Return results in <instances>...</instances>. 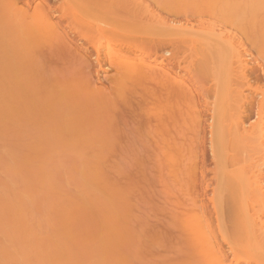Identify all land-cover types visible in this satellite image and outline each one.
Masks as SVG:
<instances>
[{"label": "rangeland", "instance_id": "obj_1", "mask_svg": "<svg viewBox=\"0 0 264 264\" xmlns=\"http://www.w3.org/2000/svg\"><path fill=\"white\" fill-rule=\"evenodd\" d=\"M5 1L9 2V3H6ZM14 1L16 4H14ZM14 1H13V5L14 6L16 5L17 8L16 7L13 8V5L11 4V2L9 0H4V1H2V3L0 2V16H2V15L5 16V17L2 16L3 19H2V17H0L1 18L0 19V59H1V62H2V60H4V62H2L3 64L6 62V59H7V61L10 60V62H15V64L13 63V65H14L13 68L16 71H21L20 74L22 75V77L19 76V78H18V76H16L15 70H10V69H12V63H10V65H8V69H4V68H7V65H6V67H4L5 65H2L3 69L6 70V74L3 72V70H2V72L0 70V75H4V76H2L3 78H0V80L1 79L6 80L8 78L10 79L11 76L9 77L7 75H9L11 72L12 73L14 72L15 75L13 74L12 77H14V76L16 77V79L19 81V82L17 81L19 83V86L17 85V82L15 83V81H16L15 77L12 78V81H13L12 85L13 84L16 85L19 88V91H22V89H23L22 93L20 92L21 95L19 94L20 97H18L19 95L16 91L17 88H16V86L13 85V87L15 88L14 90L16 91V95L15 94L13 95L12 91L10 92V90H12L13 87H11V89H10L9 86L11 84L10 85L8 84L11 82V80L10 81H9V79L6 80V81H8V83H7V85L5 84V86L6 87L8 86V89H9V91H7V94H8V92H10L9 94H12L10 96H13V97H11L12 99H10V96L8 94L9 97L7 96V98H6L5 96L7 94L4 95L6 93L5 92L6 87L3 85L4 84L3 81L0 82V264H184L183 262H185L186 260L189 259L187 257L190 256V254L192 253L191 251L194 252V250L191 249V251H190V249H188V248H193V246L191 247V245H190V242L192 239L190 237H188V234H186V233H188V231H185V229H182L181 225H179V224H182L181 218H183V214L180 212L181 211L184 212V210H182V209H184L188 205L190 206L191 200L193 201V199L195 198L194 196L192 198V196H191L192 191L190 192V190H192L191 188H192L193 184L192 183H190V184L186 183V185H185V183H184V181L187 180L186 175L189 173L191 174V172L187 173V171H189V169H188L189 168L188 166L190 164L188 161L189 159L187 158V156H186V158L184 157V159L182 160V166L180 164L181 167L179 166L176 169L168 171V169H167L168 167L166 165V160H164L165 156H163L164 153H162L160 150H157L154 153L152 152L153 154L151 153V151H148L149 152V153L147 152L148 154L146 152H144L147 150L144 149L145 146H143L144 140L142 139V135H141V137L139 135V134L143 133V129H138V127L136 125V124H139L142 122V120H141L142 118L140 119V117H139L140 122H138L139 120H136V119H138V117L136 119H134L135 116H133L130 113L131 110H135V109L139 108L140 107L139 105L141 104V102L137 101L136 98H135V100L137 101V103L134 100V98H132V99L130 98V100H133V101H130L128 98H126L128 100V102L130 101L131 103H128L126 99H122V100L120 99L122 101L120 104V102H119L120 100L118 101V98L119 97L123 98V96L126 95L127 92L123 91L124 95L121 93L122 90H121V92L118 93L119 89L117 88L116 85H114L115 84L114 81L117 78L116 71H111V72H106V71L104 72L103 71V73H102V71L99 70L100 71V72H98V75H100L99 77L96 75L97 71H95L93 73V75H92L93 79L91 78L92 80L90 82L88 81V86L90 83V85L92 86L91 88L95 89V90H93V89H90V90L91 91L93 90L92 92L98 91V92H100V94L95 92L97 97L94 96L95 94H93L90 97L88 96V98L90 100H92L93 102H95L97 100L95 102V104L92 103V101H91V107L89 106L90 104L88 105V102L90 100L87 97H85L87 99V101H86L87 105L85 106L86 108L82 107L83 103L81 101H83V99L82 100H81V98L79 99L80 95H81V97L83 96L82 95L83 90L81 89V88H83V87H81L83 82H82L81 86L78 85L79 88L81 87L80 90H79L78 86H77V88L71 89V92L73 91V89L78 90V92L74 90L77 93V95H76V93H74V97L76 98V96H77V98H76V100H74L76 102H74V104L71 107L69 105H71L73 102L70 103L69 105H67L66 106L67 108L64 105H63V107H62V105H60L58 107L56 105L54 106V103L50 100V98L48 99L47 96L48 97L51 96L53 90L55 89L54 87H56V84L60 81L59 78H61V76H59L58 79H56V78L52 79L53 77H51V75H50V77H51L50 78L49 74H50V72H52L50 70V68L46 69V72H45V69H44V71L41 70L40 72H38L39 75L37 72H35L32 75L30 74L32 77L29 76L30 79H35L37 77L38 81H40L39 80L40 78L45 77V78H43L45 81V84H44L45 86L42 88V90H43L42 92H37V90H36L37 87L35 86V84L33 83L32 80H31L33 83V84L31 83L33 85V86H31L32 89L31 88L29 89L28 87H26V86H29L28 82H27L28 85H26L27 83H25L27 80L26 78H28V76H27L28 74L23 73V70H26V68L30 66V64L32 63V60L36 59L35 57H37V56H38V58L40 57L39 53L30 51V50L29 51L26 50V49H31V48H29L30 45L34 46L33 44H31V41L28 37L30 34L27 33V30H29L30 28L27 27L28 29H26V26L30 27V24L32 22H27V21H29V19L31 21V19L33 18L31 16H34L33 14H35L36 13L35 11L38 10V8H39L38 3L40 2V0H36L33 3V5H31L32 7L31 6L29 7L26 4V0H18V1L14 0ZM142 2H143L142 5H144V7L149 5V7H154V8L161 6V8L167 7L166 9H169V8L170 9L171 8L172 9L178 8L180 10L181 9L182 10L194 9L195 12H197V14H198V16H196L195 20L196 21L198 20L200 22V24L203 22L202 23L203 25L201 24V26H203V28H205V26H206V29L204 31H207L208 30L207 28H209V27H210V29H213V28L216 29V27H218L216 30L228 29L225 32L226 37L225 36L222 37L224 39V40L223 39L222 40L223 41H226V40L232 41L239 47V51L241 52V55L244 56L243 60L245 61L244 62L245 65H244V63H243V65L245 67L248 66V68H246L247 70L245 69V73L248 75L249 81L248 80L247 81L242 80L243 82H241V80L238 79V76L237 77L236 76L230 77L229 75H226L225 73H223L222 70L217 65L216 54H213L211 57L213 59L212 63L210 60L206 63V61H204L203 59H201V58L197 59L196 58L194 60L195 62L193 61L195 63L194 65H196V67H198L199 69H206L207 71L212 73V76L209 77L210 79H208V82L207 81L205 82V84L207 83L206 84L207 86L204 84L206 87L209 86V89H210V85H212V86L214 85V87H215L216 83L215 84H212V83H214V81H215L214 77L216 75L218 77V80H219V82L216 85V87L218 86V89L221 88L224 91H226V89H229L232 92L235 91L234 94L231 93V97L235 98L233 95H236V94L239 95L236 90L238 88H241V91H242L241 93H243V96H246L245 98H243L244 100L242 99L243 96L242 97L237 96L238 97L237 99L241 98L242 102H240V100L233 102V101H230L231 99H229V98H228V100H223L221 97H217L216 101L211 99L210 102L213 103L215 101L214 104L211 103L212 107H213V105L215 106V107H213L214 109H218V108L224 109L225 107H228L231 105L233 107H237V106L242 104L241 105L243 107L242 110L245 109L247 113H250V108L251 109L255 108L258 101H260L262 99L261 94L259 92H256L257 90L255 91V89H258V88L264 89V80H263L264 79V0H141V3ZM4 4H5V6L9 5V8L11 6V9H7L8 7L7 8L5 7V9L2 8V5H4ZM71 6H73V5H71ZM27 8H28V10H27ZM72 8L74 9V13H76L77 11L75 10L76 9L75 6ZM24 9H25V11H23ZM5 10H7L8 13H6ZM11 10L12 11L14 10L15 12L18 11V12L16 14H12ZM19 10H21V12L23 11L22 13L25 12L24 13L25 15L27 13V16H25V18H27L28 20L24 19L26 23L22 19L23 16L21 15V12ZM26 10H27V12H26ZM194 10H192V11H194ZM14 11H13V13H15ZM69 11L68 12L70 14L73 13L71 8L69 9ZM9 12H11L12 17H8L10 14ZM68 12H67V15L69 17L72 16ZM199 12L202 14V15L200 14V17H199ZM5 13L7 14V17H6ZM74 13H73V15H74ZM17 14L18 15L20 14V16H19L21 18L20 20L18 19ZM14 16L16 17V19L19 20V21L17 20L18 23L20 22L19 24L16 23ZM6 18H8L7 19L8 21L10 19L12 22H15L16 24H14V23L10 24L11 21H9L10 22L9 23L6 20ZM11 18H13V19H11ZM182 19H184V18L182 17ZM5 20H6V22H4ZM58 20L59 19H55V21H58ZM22 22H24L25 24ZM7 23L10 25V26L8 25L9 28H8V26L4 27L5 24L7 25ZM61 24H64V23L62 22ZM198 24H197V27L200 26V24L199 25ZM17 25H19V26H21V28L22 27L23 28L21 29L20 27H18L20 29L19 30L17 28ZM11 26H13L14 28L16 27V28L14 29ZM10 27L13 30H16L15 33L11 30ZM220 27H222V28H220ZM223 27H225V28L223 29ZM5 28H7V29H5ZM201 29H202V27H201ZM201 29H199V30H201ZM21 30L23 33H21ZM227 31H228V33H227ZM12 32H13V34L17 33V35H19V33H21L22 36L20 34V37H23L25 40L24 39L22 40V38H20L19 36L12 35ZM29 33H30V30H29ZM7 34L11 38H14V37L15 38L11 39L8 36H6ZM23 34H25L27 36L26 38L29 39L27 41H29L30 43L26 42V38L23 36ZM4 37L9 39V41L6 40V38H4ZM194 38L197 41H200V40L204 41V38L202 36L200 37L199 35L194 36ZM198 38L200 40H198ZM18 39H20V42L18 41ZM222 40H220L221 42L220 41L216 42V45L222 44L223 43ZM13 41H14V43H13ZM15 42L20 43V49H19V47H16L17 45ZM5 43H9V47L11 49L10 48L7 49ZM21 43H23V44H21ZM81 43H83V42L79 41V43L73 47L80 48L81 45H79V44H81ZM24 44L26 46H29V47L28 48L26 47L23 49V47H21V46ZM241 44H242V46H241ZM243 44H244V46H243ZM11 45L13 47H11ZM77 45H79V46H77ZM16 49H17V52H16ZM2 50L6 53H4ZM8 50H9V52H8L9 54L7 53ZM13 51L16 53H13ZM20 51L22 54L20 53ZM25 51H26V54H25ZM35 53H37V54H35ZM13 55H17L18 57L21 55L19 58L17 57L19 60L24 59V57L26 59L22 60V62H21L16 57H13L14 58L13 59L11 57ZM3 56L6 57V59H4ZM11 58L13 59V61ZM30 58H31V61L27 62L28 59L30 60ZM77 58L80 59L78 56H77ZM16 61H18V62H16ZM6 64H7V62H6ZM17 64H19L21 66L18 65L16 67ZM2 67H0V69ZM18 67H22V68H18ZM16 68H18V69H16ZM41 73L43 75H44V73L45 74L47 73L48 75L46 74V76L45 75L43 76ZM68 73H67V71H63L61 73V75L63 74L62 76L64 77V74H65V77H66V76H68ZM34 74H36L37 76L35 75V77H34ZM24 75H26L27 77L26 76L24 77ZM94 75H96V76L94 77ZM5 76H6V78L4 79ZM65 77H64V79H65ZM13 79H15V80H13ZM19 79H21V80H19ZM43 79H41V81H43ZM258 79H261V80H258ZM22 80H23V82H22ZM48 80L50 82L55 80V83L53 82V84H52V82H51L50 84H48L49 83ZM216 80H217V78H216ZM27 81H30L29 78ZM47 81H48V83H47ZM62 81H63V78H61V81H60V83H58V85H60L62 83ZM101 81H103V82H101ZM111 81H112V83H110ZM20 83L21 84L25 83V84H24V86H21ZM1 84L3 87L1 86ZM51 84L53 87L51 86ZM54 84H55V86H54ZM188 84L191 85V87H192V85L193 86L195 85V83L193 84V82L188 83ZM114 86H116V87H114ZM33 87L34 88L36 87V88L34 89ZM20 88H22V89H20ZM27 88L29 89V91L31 93L28 92ZM45 88H47V89H45ZM215 88H213V89H215ZM33 89L36 91H34ZM24 90H26V91H24ZM46 90H47V93H46ZM50 91H52V92L50 93ZM79 91H81V92H79ZM35 92H37L38 95ZM105 92H106V94H105ZM113 92H114V94H113ZM23 93H25L27 95H29V94L32 95L35 93L37 95V97L36 96L31 97L30 95H29L30 96L29 97V96L24 95ZM39 93H40V95L42 94L43 98H45V97L46 98L43 99L42 96L39 95ZM44 94L46 96H44ZM23 95H24V97L21 98V96H23ZM109 95H112L111 99H110V97L108 98ZM116 95H120V96L118 97ZM14 97H17V99ZM40 97H41L40 100H42V101H40V103H35V102H38L37 99ZM91 97H93V99H91ZM2 98L5 100L6 99L8 100V98H9L10 100H8V101H10V102L15 100L13 102L14 104H11V103L8 104L9 108L12 106L9 110L11 111L13 109L12 110L13 112L12 111L9 112V110L7 112V109L5 106L8 107V105H3L4 100L2 101ZM28 98H30V100H28ZM34 98L36 101L33 100ZM101 98L103 100L101 102H99ZM106 98H107V100H106ZM213 98L215 99L214 96H213ZM22 99L26 104L25 107H24V105H22V103H23ZM123 100L125 101V103H127L126 105H128L129 107L125 105ZM28 101H29L28 104L31 105V108H30V106L27 105ZM30 101L34 102V105H32L33 103H31ZM112 101H114V102L116 101V103L112 104L113 103ZM15 102H17V103H15ZM20 102H21V104H20ZM41 102H44V104L46 102L45 105L48 108H46L45 105H43V103L41 104ZM77 102H78V104H77ZM102 102H103V105H102ZM105 102H107L108 103L107 106H110L111 108H109V107L107 108V106H106L107 103L104 104ZM117 102H119L118 106H120V105H122V106H120V107L116 106L118 104ZM7 103L5 102V104H7ZM38 104H40V105H38ZM76 104H77V106H75ZM17 105H19L20 107H18ZM114 105L118 108H116V107L114 108ZM123 105H124V107H123ZM32 106H36V107H32ZM51 106H53L54 109H52ZM88 106L90 108L89 110H88ZM98 106H100V108ZM104 106L108 110H106L104 108ZM125 106L128 110L126 109L124 111V109H121V107L125 108ZM43 107H44V109H43ZM133 107H134V109H132ZM212 107H210V108H212ZM21 108H22V110H21ZM51 109L53 110V113H52ZM56 109H57V111L59 109L60 111H63V112L66 111V112L65 113L62 112L64 114L63 115L59 111L61 114V116H59L60 114L55 111ZM110 109L111 110L113 109L112 112ZM45 110L46 111L48 110V112H46ZM95 110H96V113L99 112L97 115L95 113ZM101 110H102L103 116L101 114ZM77 111H79V112H77ZM87 111H90L91 114L92 113L93 114L91 115L90 112L87 113ZM115 111H117V112H115ZM6 112H7V114H9L8 116H10L12 118V120L9 121L11 118H9L7 116V118H9V119H6V123H5V117L7 115ZM39 112H41V113H39ZM236 112H237V110H236ZM236 112L232 111L231 113L233 114ZM33 113H35V114H33ZM47 113H49V114H47ZM69 113H70V115L67 116ZM126 113L129 116H126ZM262 113L264 114V111ZM12 114L15 115L14 118H13ZM55 114H56L55 117H58V116L61 117V119L63 120L62 121L63 124H62L60 118H57L58 121H56V119H53L54 118L53 116ZM99 114H100V116H99ZM123 114L126 116V118L124 117ZM43 115H44V117H43ZM117 115H119V118ZM130 115H132V116H130ZM202 115L204 116V114L201 113L200 117H202ZM38 116H40V117H38ZM63 116H65V117H63ZM96 116L98 117V119L99 118L100 119L98 120L96 118ZM106 116H109V117H106ZM240 116H242V119H244V121H245V125H246L245 127L249 126L250 124H253L252 122H254V120L256 118L255 115H250L249 117H247L246 113H243ZM70 117H71V119H70ZM102 117H103V120H102ZM129 117H132L131 118L132 122H130L131 119H129ZM210 117H211L210 113L209 114L207 113V116L205 113V118H206V119L204 118V120L206 122L205 123V131L202 134H200V137H203V136L205 137L206 142H207L206 143L207 146L209 145L208 143H209V138H210V133H209L210 132V123L209 122H211ZM81 118H82V120H81ZM105 118H106V120H105ZM121 118H122V120H121ZM86 119H87V124H88V121L89 122L91 121L89 126L86 124ZM112 119H114L116 122H114ZM127 119L129 121H127V123H125ZM208 120H209V122H208ZM7 121H9V122H7ZM51 121H53L54 123ZM70 121H71V123H69V124H71V126L73 125L72 127L74 130L67 123ZM74 121L79 126L77 125V127H76V124L74 123ZM99 121H100V124H98ZM103 121H105V122H103ZM110 121H111V123H110ZM117 121L119 123H120V121H124V122H121V124H118ZM35 122H37L36 123L37 125H35V128H34V125L32 126V124H34ZM40 122H41V124L42 123L44 124V125L42 124L43 126L41 125L42 127L40 126V124H38ZM57 122L59 123V125ZM80 122H81V124H80ZM94 122H97V123L95 124ZM113 122H114V124H113ZM105 123H106V125H105ZM115 123H117L118 125ZM131 123L132 124L134 123L136 127L133 126L134 124L131 125ZM45 124H46L47 128H50L49 130H47V129L45 130V127H46ZM50 124H51V126H50ZM107 124L109 126L116 125L119 129L114 127L116 129V130H114L113 127H109V126L107 128L106 127ZM111 124H113V125H111ZM125 124H126V126H125ZM63 125H65V126H63ZM119 126L122 128H120ZM65 127H67V128L70 127L71 129L69 128L66 131ZM96 127L97 128L100 127V128H98L100 131L97 130ZM101 127H103V128H101ZM132 127L138 129V130H136V133H137V131L140 130L137 134L139 137L138 138L139 143H137V141H136L137 139H135V138H137L136 134L133 135V136H136L135 138L133 136H130V133L131 134L135 133V132H133L134 128L132 129ZM57 128H58V130H57ZM60 128H62V129H60ZM123 128L125 129V133L123 131ZM82 129H83V131H82ZM85 129L86 130L87 129L92 130V131L85 132L84 131ZM95 129H96V131H93ZM103 129H106V130L110 129V132L112 135H109L110 134L109 130H107L108 132L106 133V130H103ZM120 129L122 130V133H121ZM126 129H128V130H126ZM131 129H132V132H130ZM41 130H43V131H41ZM52 130H53V132H51ZM55 130H57L59 133H57ZM63 130H64V132L66 131L65 135H63L64 134ZM68 130H70V131H68ZM112 130H114V131H112ZM117 130L120 131L119 132L120 136H119V133ZM126 131H129V132H127L128 138L126 136L127 135ZM17 132L20 134H18ZM43 132H46V133L44 134ZM50 132L54 136L50 135L51 134ZM73 133L74 134L77 133V134H75L76 136ZM83 133L85 134L84 137H83ZM104 134H107V136L108 135L109 136L105 137ZM115 134H117V135H115ZM101 135H103V136H101ZM113 135H115L116 137ZM117 136L121 137V138H119V140H118ZM124 136H126L125 139H124ZM109 137L110 138L112 137V138L108 139ZM130 137H133V138H131V140H130ZM100 139H102V140L100 141ZM111 140H113L115 142H113V141L109 142ZM132 140L134 143L132 142ZM142 140H143V142L141 145L140 142ZM156 140H157V142L155 143ZM156 140L153 141V143H155V145H160V144L162 145L163 144L162 138H158ZM116 141L118 142V144H120L122 142L121 145L125 142L122 146L123 147L126 145L127 146L125 148H123L121 145L117 147V146H115L117 144ZM107 142H109V143H107ZM110 143L113 144V146ZM128 143H129V146H128ZM130 143L133 145L131 146ZM135 143H137L136 145L140 149H137L136 145H134ZM153 143H152V146H153ZM106 144H107V146H106ZM138 144L141 146H139ZM146 145H147V143H146ZM155 145H154V147H157ZM133 146L136 147V151L134 150V148H133V150L131 149ZM198 146L199 145L197 144L196 147L198 148ZM114 147H116V149H114ZM126 148H129V149L127 150ZM141 148H143V149H141ZM122 149H124V150H122ZM121 150L124 152H122ZM129 150H130V152H129ZM139 150H142L143 152L139 151ZM132 151H133V153H135L134 156H136V154H137V156L139 157V155L141 154L139 157L141 160H139V158H136L137 156L134 157L132 154H130V153H132ZM191 151H193L192 155H193V153L195 155L198 153V149L197 150H191ZM191 151H190V153H191ZM139 152H140V154H139ZM187 152L189 153V151H187ZM143 153H146L144 155L148 157V160L146 157H143L144 156ZM150 153H151V155H150ZM157 153H158V155H157ZM129 155L132 158H130ZM141 157H143L144 159ZM145 158L147 160L146 162L144 161ZM133 159L135 162L133 161ZM150 159H152V160H150ZM154 159H156V160H154ZM211 159H213V158L209 153L208 160H209L210 164L208 163L207 167H206V170L208 169L206 171V175H207L206 176V182L208 184L206 183V185H209V186L213 185L215 188L217 186L216 182H218V181L216 180L214 175H216L215 172L219 170V167H217L218 165L215 166L216 163H212ZM142 160H143V163L141 162ZM139 161L141 163H139ZM151 161H153V162H151ZM164 161H165V164H164ZM136 162L139 163L138 164L139 166L135 165V164H137ZM144 162L146 163V165ZM133 163H134V165H133ZM186 163H187V165H186ZM143 164H144V166H143ZM216 167L218 169H216ZM214 169H216V170L214 171ZM183 171H184V173H183ZM171 174L172 175L175 174V176L178 175L177 176L178 178L175 177L177 180L174 178V175L172 176L173 177L172 178ZM181 174H182V176H184L183 174H185V177H182ZM190 174H189V176H190ZM118 176H121V177H118ZM207 177H208V179H207ZM212 177H214V178H212ZM118 178H120V179H118ZM173 180H174V182H171ZM179 180H181V181H179ZM210 180L213 181L214 183L211 182ZM262 180H263L262 182H264V179H262ZM169 181H170V184H169ZM181 184L182 185L184 184L183 188H182ZM178 185H180V187H181V192L179 191L180 187ZM213 186H211V189H209L207 191L208 192L207 193V195H208L207 201L209 198L212 197V196L210 197L209 195L213 194V192H212V189H214ZM171 187H173V188H171ZM165 189H167V190H165ZM169 191H172V193ZM182 193H183V195H182ZM184 193L186 196L184 195ZM178 196L180 198H178ZM188 196L190 198H187ZM167 198H168V201L167 200L165 201V199H167ZM183 198H184V200L182 201L181 199H183ZM176 199L178 201H176ZM189 200H190V202H189ZM164 201L166 203H164ZM169 201H170V204H168ZM172 202L175 203L176 208L174 207V203H172ZM171 203H172V205H171ZM163 204L164 205L167 204V208H171L173 206L170 209V210H172V212L170 210L166 209V205L164 207ZM208 204L210 205L209 201H208ZM161 205H162V208L164 207L165 209L163 208L164 209L163 211H162V209H160L161 211L157 210V209L161 208L160 207ZM168 205H170V206H168ZM177 206H179V208ZM150 209H152V210H150ZM176 210L177 211L179 210V211L177 212ZM168 211H170L173 214H175V212H176L179 215L175 214L174 215L175 218H174L173 214H172V217H171V214H166V213H169ZM164 212L166 215L164 214ZM158 214H160V215H158ZM180 214H182V215H180ZM168 216H170L171 219L168 218ZM177 216H179L180 219ZM165 217H166V219H165ZM172 218H173V220H172ZM177 218L179 221L180 220L181 221L178 222ZM213 219L214 218H212V220ZM167 222L169 223V225ZM214 223H215V221H214ZM158 224L159 225L162 224V225H160L161 228L163 227V225H164V228L165 227H168V228H165V230H164V228L159 229L158 227H160V226ZM148 226H150V227H148ZM169 226H171V227H169ZM172 227H176L179 230L176 228H172ZM169 228L172 231H170ZM154 229H156L157 232ZM149 230H150V232H149ZM160 230H162L164 232L161 233L162 231H160ZM180 230L181 231L184 230L182 232H185V235H186L185 238H182L185 235L181 236L182 239L180 238V233L184 234V233L180 232ZM159 232H160V235H159ZM165 233H167L169 236ZM189 233H190V231H189ZM177 234H179L178 238H180V239L177 238ZM164 235H166V236H164ZM155 238H157V239H155ZM160 238H161L162 242L160 241ZM162 238L165 240H163ZM176 238L178 240H175ZM183 239H185V242ZM188 239H190V240H188ZM186 240H188V241H186ZM154 241H158V242H154ZM182 241L184 243H182ZM178 242H179V244H178ZM187 242H188V248L185 246V245H187V244H185ZM152 243L153 244L155 243L154 245H156V244L157 245L154 246ZM191 243L193 244V242H191ZM172 245H175V247ZM182 245H183V247H182ZM157 246H159V247H157ZM172 247H173V250H172ZM224 247L227 248L226 245H224ZM184 248L187 250L188 253L190 252L188 254V256L185 253L186 250ZM194 253L196 254V252H194ZM194 253H192V254H194ZM192 254H191V256H192V258H194V256ZM184 255H186L185 258H184ZM196 256H197V254H196ZM197 257L199 258L200 256H197ZM198 258L189 259L188 262L192 263L191 260H193V263H194V261L196 260L195 263L198 264V262H200L202 264L203 263L202 261L204 259L200 258L198 260ZM181 259L183 260L182 262L180 261ZM206 262H207L206 264H209L208 261H206ZM185 264H187V261L185 262Z\"/></svg>", "mask_w": 264, "mask_h": 264}, {"label": "bare ground", "instance_id": "obj_2", "mask_svg": "<svg viewBox=\"0 0 264 264\" xmlns=\"http://www.w3.org/2000/svg\"><path fill=\"white\" fill-rule=\"evenodd\" d=\"M2 1H4V0H2ZM2 1L0 0L1 3H2ZM9 1L13 5L14 0H9ZM35 1L36 0H26V4L30 7L31 5H33V3ZM6 3H9V2H6ZM14 4H16L15 1H14ZM142 4H143V2L141 3V0H40V2L38 3V5H39L38 10L35 11L36 13L33 14L34 16L30 15L31 17H33L31 19V21H30V19H29V21H27V22H32L30 24V27L25 25L26 29L30 28L29 29L30 33H29V30H27V33L30 34L28 37L31 41V44H33L34 46L30 45V47H29V46H26L25 44L21 46V47H23V49L26 47L27 48L29 47L31 49H26V50L37 52L40 54L39 58H38V56L35 57L36 56L35 55L34 57L36 59H33L30 66L27 67L26 70H23V73L28 74L27 76L30 80V81H27L28 78H26L27 80L24 78L26 80V82L25 81L24 82L25 83L28 82L30 87L26 86V85H28V83L25 86L30 89L31 86H33L32 84L34 83L35 86L37 87V89H36L37 92H42L43 91L42 88L45 86L44 85L45 81L43 79L45 77L40 78L39 79L40 81H41V79H43V81L40 82L37 80L38 79L37 77L35 79H30L29 76H31L35 72L38 73L41 70L44 71V69L46 72V69L50 68V70L52 72H50L49 77L51 75V77H53L52 79H54V78L58 79L59 76H61V78H63L62 83L60 85H58V83H60V81H61V78H59L60 81L58 80L59 82L56 84V87H54L55 89L53 90V92L50 91V93L52 92L51 96L50 97L47 96V98L48 99L50 98V100L54 103V106L56 105L58 107V106L62 105V107H63V105H64L66 107L67 105H69L70 103L73 102L71 105H69L71 107L74 104V102H76V101H74L77 98V96H76L77 93L75 91L78 92V90H76V89H73V91L71 92V89L77 88L78 85L81 86V84L83 82V84L81 86L83 88L80 87L83 90V93H82L83 96L81 97V95H80L79 99L80 98H81V100L83 99V101H81L83 103L82 107H85L87 105V102H86L87 99L85 97L88 98V96L90 97L93 94H95L94 96L97 97L95 92L100 94V92H98V91L92 92L95 89L91 88L92 86L90 85V83H89L90 87L88 86V81L90 82L93 79L92 78L93 73L95 71H97L96 75L99 77L100 75H98V72H100V71H102V73H103V71L104 72L105 71L106 72L116 71L117 78L115 79V81L113 80L115 83V84L114 83L113 84L116 85L117 88L119 89L118 93L121 92V90H122V92H121L122 94L125 91L127 92V94L125 93L126 95L123 94L124 95L123 98L122 97L120 98L119 97L120 95H116L119 97V98L117 97L118 101L120 99L122 100V99H126V98H128L129 100H130V98L131 99L134 98V100H135V98H136L137 101L141 102V104L139 105L140 107L139 108L136 107L137 109L131 110L130 113L133 116H135L134 119H136L138 117V119H136V120H139V117H140V119L142 118L141 119L142 122L139 124H136V125H137L138 129H143V133L139 134V135H140V137L142 135V139L144 140L143 146H145L144 149L147 150L144 152L147 153L148 151H151V153L152 152L154 153L155 151L160 150L162 153H164L163 156H165L164 160H166V165L168 167L167 168L168 171L176 169L177 167L180 166V164L182 166V160L184 159V157L186 158V156H187V158L189 159L188 161L190 164L188 166L189 171H187V173L191 172V174L189 173L190 174V176H189V174H187L185 172L187 174L186 175L187 180L186 181L183 180V181H184L185 185H186V183H188V184L192 183L193 184V186L191 188L192 190H190V192L192 191V194H191L192 198H193V196L195 198L193 199V201L190 199L191 200L190 206L188 205L184 209H182V210H184V212H182V211L180 212L183 214V218H181L182 224H179V225H181L182 229H185V231H188V233H186V234H188V237H190L192 239L191 242H193V244L190 242V245H191V247L193 246L194 249L188 248V242L185 243L187 245H185V244L184 245L188 249H190V251H191V249L194 250V252H196L197 256H200L198 258L196 256V254L193 251H191L192 253H194V254H192V253L191 254L194 256L195 259L196 258H198V260L200 258L204 259L202 261L203 262L202 264H206L207 263L206 261H208L209 264H264V182H262L263 181L262 179H264V114L262 113L264 111V89L263 88L262 89L261 88L255 89V91L257 90L256 92H259L261 94L262 99L260 101H258V103L256 104L254 109L250 108V113H247L245 109L242 110L243 109V107L241 106L242 104L237 106V107H233L231 105V106L225 107L224 109H219V108L214 109L213 107H215V106L213 105V107H212V104H214L217 97H221L223 100H228V98H229V99H231L230 101H233V102H235L237 100L238 101L240 100V102H242L241 98L240 99H237V98L239 96L242 97L243 93H241L242 92L241 88H238L236 90L239 95H237V94L233 95L235 91L232 92L229 89H226V91L222 90L221 88L218 89V86L216 87V85L219 82V80H218V77L216 75L214 77L215 81H214V83H212V84L216 83V85H215L216 88L214 87V85L213 86L210 85V89H209V86L206 87L207 83L205 84V82L206 81L208 82V79H210L209 77L212 76V73L207 71L206 69H199L198 67H196V65H194L195 64L194 60L196 58L197 59L201 58L204 61H206V63L210 60L212 63L213 59L211 57L213 54H216L217 65L222 70L223 73H225L226 75H229L230 77H233V76L237 77L238 76V79L241 80V82L247 81L249 79L248 75L245 73V69L248 68V66H246V67L244 66L245 65V63H244L245 61L243 60L244 56L241 55V52L239 51V47L232 41H227V40L223 41L224 39L222 37L225 36V32L228 29L216 30L218 27L215 26L216 29L215 28L210 29V27H209V28H207L208 29L207 31H204L206 29V26H205V28H203V26H201V24L203 22L200 24V22L198 20H197L198 22L195 20V18H196V16H198V14H197V12H195L194 9H192L194 11H192L190 9L187 10L186 8H185L186 10H182V9L180 10L178 8L166 9L167 7L161 8V6H158V5H157L158 6L157 8L156 7L154 8V7H149V5L144 7V5H142ZM71 5H73V6H71ZM74 6L76 8L75 10L77 11L76 13H74V9L72 8ZM5 7L6 8L8 7L7 9H11V6L9 8V5L8 6H5V4L2 5V8L5 9ZM14 7L17 8L16 5L15 6L13 5V8ZM70 8L73 11L74 15L72 12H71L72 14L69 13ZM27 10H28V8H27ZM27 10H26V12H27ZM13 11L11 10L12 14H16L18 12V11L17 12L14 11L15 13H13ZM19 11L21 12V10H19ZM23 11H25V9ZM5 12L8 13L7 10H5ZM11 12H9L10 14L8 17H12ZM22 12H21V15L23 16L22 19L28 20L27 18H25V16H27V13L25 15L24 14L25 12L24 13H22ZM67 12L72 16L69 17L67 15ZM200 14L201 13L199 12V17H200ZM2 16H0V17H2ZM19 16H20V14L19 15L17 14V17L20 20L21 18ZM3 17H5V16H3ZM3 17H2V19H3ZM6 17H7V14H6ZM182 17L184 19H182ZM7 19L8 18H6V20ZM11 19H13V18H11ZM14 19L16 20L17 24L20 23V22L19 23L17 22L18 19H16V17ZM55 19H59V20L55 21ZM6 20L4 22H6ZM25 20H24V22H25ZM9 21H11V20L9 19ZM24 22H22V23H24ZM62 22L64 24H61ZM12 23L16 24L15 22L11 21L10 24H12ZM198 23L200 24L202 29L200 26L197 27ZM8 25L9 24L7 23V25L5 24L4 27H7ZM9 26H8V28H9ZM11 27L14 28L13 26H11ZM18 27L21 28V26L17 25V28ZM12 28H11V30L15 33L16 30H13ZM198 28L201 30H199ZM220 28H222V27H220ZM224 28L225 27H223V29ZM5 29H7V28H5ZM13 32H12V35H16L19 37H20V34L23 33L22 30H21V33H19V35H17V33L13 34ZM227 33H228V31H227ZM8 34L6 36H8ZM197 35H199L200 37L202 36L204 38V41L200 40L199 38H198V40H200V41L195 40L196 37L194 38V36H197ZM21 36H22V34H21ZM23 36L25 38L27 37L25 34H23ZM8 37L11 38L10 36H8ZM4 38H6V37H4ZM14 38H11V39H14ZM20 38H22V40L24 39L23 37H20ZM29 39L26 38V42L30 43L29 41H27ZM6 40L9 41V39H7V38H6ZM220 40H222L223 43L220 45H216V42H218ZM18 41L20 42V39H18ZM79 41L83 42V43L79 44V45H81V47L80 48L73 47L76 44H78ZM13 43H14V41H13ZM5 44H6L7 49L10 48L9 43H5ZM21 44H23V43H21ZM16 45H17L16 47H19V49H20V43H16ZM79 45H77V46H79ZM241 46H242V44H241ZM243 46H244V44H243ZM11 47H13V46L11 45ZM8 52H9V50L7 51V53ZM16 52H17V49H16ZM16 52L13 51V53H16ZM4 53H6V52H4ZM20 53H21V51H20ZM37 53H35V54H37ZM25 54H26V51H25ZM77 56L80 59H78ZM11 57L17 58L18 56L13 55ZM4 59H6V57H4ZM13 59H12V61H13ZM24 59H26V58L24 57ZM24 59H22V60H24ZM22 60H19V61L22 62ZM29 61H31V58H30V60L28 59L27 62H29ZM0 62H1V59H0ZM2 62H4V60H2ZM2 62L0 63L1 64L0 67H2V65H5L4 67H6V65H7V68H4V69H8V65H10V63H12V69H10V70H15L13 68V66H14L13 63L15 64V62H10V60L7 61V59H6L7 64H6V62L4 64ZM16 62H18V61H16ZM243 63H244V65H243ZM18 65L19 64H17L16 67ZM19 66H21V65H19ZM18 68H22V67H18ZM18 68H16V69H18ZM4 69L2 67L0 70H1V72L3 70V72L6 74V70H4ZM63 71H67V73L69 72L68 76H66V77L64 74L65 79L62 76L63 74L61 75V73ZM15 72H16V76H18V78H19V76L22 77V75L20 74L21 71L15 70ZM13 74H14V72L13 73L11 72L9 75H7L9 77L11 76L10 79L8 78L9 81L11 80L10 83H8V81H6L8 79H6V80L1 79L0 80V82L1 81L4 82V84L2 83L4 86H5V84L7 85V83L9 85L11 84L9 86L10 89L14 85V84L12 85V82H13L12 78L15 77V76L12 77ZM46 74L44 73L45 76H46ZM35 75L36 74H34V77H35ZM38 75H39V73H38ZM96 75H94V77ZM0 76H1L0 78H3L2 76H4V75H0ZM25 76L26 75H24V77ZM5 78H6V76L4 77V79ZM216 78H217V80H216ZM15 79H16V77H15ZM15 79H13V80H15ZM19 80H21V79H19ZM31 80L33 81V83ZM55 80L51 81L52 84H53V82L55 83ZM258 80H261V79H258ZM17 81L18 80L16 79L15 83ZM48 81H47V83H48ZM18 82H17V85L19 86ZM22 82H23V80H22ZM51 82L49 81L48 84H50ZM101 82H103V81H101ZM192 82H193V84L195 83L196 86L192 85V87H191V85L188 84V83H192ZM110 83H112V81ZM2 84H1V86H2ZM24 84H21V86H24ZM52 84H51V86H52ZM14 86H16V85H14ZM54 86H55V84H54ZM116 86H114V87H116ZM16 88H17L16 91H17L18 95L20 94V92L22 93V91H23L22 88H20V89H22V91H19V88L17 86H16ZM78 88H79V86H78ZM80 88H79V90H80ZM213 88H215V89H213ZM5 89H6V91H5L6 93L4 95H6L7 91H9L8 86ZM14 89L15 88L13 87V89L10 90V92L12 91L13 95L14 94L16 95V91ZM29 89H28V92L31 93L29 91ZM45 89H47V88H45ZM90 89H93V90L91 91ZM36 90H34V91H36ZM24 91H26V90H24ZM10 92H8V94ZM37 92H35V93L37 94ZM79 92H81V91H79ZM114 92H113V94H114ZM35 93L32 95L31 94H29V95L31 97H33V96L37 97L38 94L36 95ZM46 93H47V90H46ZM74 93H76V95H75L76 98L74 97ZM231 93H233L232 95L235 98L231 97ZM8 94L5 96L6 98H7ZM23 94L26 96H29L25 93H23ZM105 94H106V92H105ZM10 95H12V94H9V96ZM20 95L18 97H20ZM24 95L21 96V98L24 97ZM39 95H40V93H39ZM40 96H42V94ZM44 96H46V95L44 94ZM111 96L112 95H109L108 98L110 97V99H111L112 98ZM213 96L215 97V99L213 98ZM11 97H13V96H10V99H12ZM245 97L246 96H243L242 99ZM14 98L17 99V97H14ZM42 98H43V96H42ZM45 98H43V99H45ZM10 99L8 98V100H10ZM40 99H41V97L38 98L37 99L38 102H35V103H40V101H42ZM91 99H93V97H91ZM211 99H213L215 101L212 103V102H210ZM6 100L2 98V101L4 102L3 105H8L10 103L14 104L13 102L15 101V100H13L10 102V101H8V100L6 101ZM28 100H30V98H28ZM33 100L36 101L35 98ZM102 100L103 99L101 98L99 102H101ZM106 100H107V98H106ZM121 100L119 101L120 104L122 102ZM22 101H23V99H22ZM91 101L92 100L89 101L90 103L88 102V105L90 104L89 105L90 107H91ZM130 101H133V100H130ZM130 101L128 102V100H127L128 103H131ZM137 101H136V103H137ZM5 102L6 103L8 102V103L5 104ZM30 102L33 103L32 105H34V102H32V101H30ZM95 102L92 101V103H94V104H95ZM112 102H113L112 104L116 103V101L115 102L112 101ZM119 102H117L118 104L116 106L119 105ZM15 103H17V102H15ZM28 103H29V101L27 102V105L30 106V108H31V105ZM42 103H43V105L46 104V102H45V104H44V102H41V104ZM106 103L107 102H105L104 104H106ZM124 103H125V101H124ZM20 104H21V102H20ZM77 104H78V102H77ZM77 104L75 106H77ZM126 104L127 103H125V105ZM22 105H24V107H25L26 104L24 101H23ZM38 105H40V104H38ZM102 105H103V102H102ZM107 105H108V103L106 104V106ZM17 106L20 107L19 105H17ZM36 106H32V107H36ZM89 106H88V110L90 109ZM116 106L114 105V108ZM120 106H122V105H120ZM120 106H118V107H120ZM126 106H128V105H126ZM126 106H125V108H123L124 107V105H123V107H121V109H124V111H125L127 109ZM5 107H6L7 112H8V110L12 106L10 108H9V105H8V107L7 106H5ZM45 107H46V105H45ZM51 107H52V109H54L53 106H51ZM98 107L100 108V106H98ZM108 107L111 108L110 106H107V108ZM118 107H116V108H118ZM210 107H212L213 109ZM46 108H48V107H46ZM104 108L106 110H108L105 106H104ZM43 109H44V107H43ZM132 109H134V107ZM21 110H22V108H21ZM112 110H111V112H112ZM236 110H237V112H236ZM11 111L9 110V112H11ZM55 111L59 114H60V112L61 113L63 112V111H60L59 109H58V111H57V109ZM79 111H77V112H79ZM232 111H234L236 113L232 114L231 113ZM7 112H6V114H7ZM46 112H48V110ZM65 112L66 111H64L63 113H65ZM88 112H90V111H87V113ZM115 112H117V111H115ZM39 113H41V112H39ZM52 113H53V110H52ZM95 113H96V110H95ZM98 113H96V115ZM201 113L204 114V116L202 115V117H200ZM205 113H206V116H207V113L208 114L210 113V115H211V117H210L211 122H209V120H208V122L210 123V132H209L210 138H209V143H208L209 145L208 146L206 144L207 142H206L205 137L204 136L200 137V134H202L205 131V123H206L204 120ZM243 113H246L247 117H249L250 115L256 116L254 122H252L253 124H250L249 126L245 127L246 126L245 121H244V119H242V116H240ZM33 114H35V113H33ZM47 114H49V113H47ZM90 114H91V112H90ZM101 114H102V110H101ZM8 115L9 114H7L5 117V123H6V119L11 118ZM69 115H70V113L67 116H69ZM132 115H130V116H132ZM7 116L9 118H7ZM12 116L14 118L15 115L12 114ZM55 116H56V114L53 116L54 117L53 119H56V121H58L57 118L61 119V117H59V116H61V114L59 116L57 115L58 117H55ZM99 116H100V114H99ZM102 116H103V114H102ZM117 116L119 118V115H117ZM126 116H129V115L126 113ZM126 116L124 115L125 118H126ZM38 117H40V116H38ZM43 117H44V115H43ZM63 117H65V116H63ZM106 117H109V116H106ZM96 118L98 119L97 116H96ZM131 118L132 117H129V119H131ZM70 119H71V117H70ZM114 119H112V120L114 122H116ZM11 120H12V118L9 121H11ZM81 120H82V118H81ZM102 120H103V117H102ZM105 120H106V118H105ZM121 120H122V118H121ZM9 121H7V122H9ZM62 121L63 120L61 119V122ZM111 121H110V123H111ZM127 121H129V120L127 119L125 123H127ZM51 122H53V121H51ZM90 122L88 121V124H87V119H86V124L88 126H89ZM97 122H94V123L96 124ZM103 122H105V121H103ZM114 122H113V124H114ZM121 122H124V121H120V123L117 121L118 124H121ZM130 122H132V119ZM138 122H140V120ZM36 123L37 122L32 124V126L34 125V128H35V125H37ZM67 123L69 124V123H71V121L67 122ZM74 123L76 124V127H77L78 124L75 121H74ZM117 123H115V124H117ZM38 124H40V126H41L43 123L41 124V122H40ZM51 124H50V126H51ZM62 124H63V122H62ZM80 124H81V122H80ZM98 124H100V121ZM108 124L106 126L107 128L109 126ZM113 124H111V125H113ZM133 124L131 123V125H133ZM58 125H59V123H58ZM105 125H106V123H105ZM45 126H46V124H45ZM63 126H65V125H63ZM69 126L72 127L73 125L71 126V124H69ZM125 126H126V124H125ZM133 126L136 127L135 124ZM70 127H68V128L65 127L66 131ZM109 127H113V128L116 127L117 129H119L116 125L109 126ZM134 127H132V129ZM98 128H100V127H98ZM98 128H97V130H99ZM101 128H103V127H101ZM120 128H122V127H120ZM46 129L49 130L50 128H47V126H46L45 130ZM60 129H62V128H60ZM72 129H73V127H72ZM110 129H107V130H109V132H110ZM132 129L130 132H132ZM138 129L134 128L135 131L133 130V132H135V133H132V134L130 133V136H133L134 134H136L137 138H135L136 136H133V137L135 139H137L136 140L137 143H139L138 142L139 137L137 134L140 131L139 130L136 133V130H138ZM57 130H58V128H57ZM57 130H55V131L57 133H59ZM64 130H63V132H64ZM103 130H106V129H103ZM107 130H106V133L108 132ZM114 130H116V129L114 128ZM114 130H112V131H114ZM126 130H128V129H126ZM41 131H43V130H41ZM66 131L64 132L63 135H65ZM68 131H70V130H68ZM82 131H83V129H82ZM84 131L88 132V131H92V130H88V129L86 130L85 129ZM93 131H96V129ZM123 131L125 133L124 128H123ZM51 132H53V130ZM119 132L120 131H118V133ZM127 132H129V131H126V134H127L126 136L128 138ZM43 133L45 134L46 132H43ZM121 133H122V130H121ZM18 134H20V133H18ZM75 134H77V133H75ZM50 135H52V133ZM84 135L85 134L83 133V137H84ZM104 135H105V137H108L109 135H112V134L110 132V134L108 136H107V134H104ZM115 135H117V134H115ZM115 135H113V136H115ZM52 136H54V135H52ZM101 136H103V135H101ZM119 136H120V133H119ZM126 136H124V139ZM133 137H130V140ZM111 138L109 137L108 139H111ZM119 138H121V137H118L117 139L119 140ZM158 138L163 139L162 145L161 144L155 145V143L157 142L156 139H158ZM101 140L102 139H100V141ZM143 140L140 142L141 145H142ZM112 141L113 140H111L109 142H112ZM153 141H155V143H153ZM109 142H107V143H109ZM113 142H115V141H113ZM132 142H133V140H132ZM145 142L147 143V145ZM121 143L118 144V142H117V144L115 146L118 147L121 145ZM137 143H135L134 145H136ZM152 143H153V146H152ZM197 144L199 145L198 148L196 147ZM111 145L113 146V144H111ZM130 145L132 146L133 144L130 143ZM141 145H139V146H141ZM154 145L157 147H154ZM106 146H107V144H106ZM126 146H124V147L122 146V147L125 148ZM128 146H129V143H128ZM136 147H137V145H136ZM136 147L133 146L131 149L133 150V148H134V150L136 151ZM114 149H116V147H114ZM126 149L128 150L129 148H126ZM137 149H140V148L137 147ZM141 149H143V148H141ZM197 149H198V153L196 155L193 153V155H192L193 151H191V150H197ZM122 150H124V149H122ZM139 151H142V150H139ZM187 151H189V153ZM190 151H191V153H190ZM122 152H124V151H122ZM129 152H130V150H129ZM146 153H143V155ZM151 153H150V155H151ZM209 153L213 158V159H211L212 163H216L215 166L218 165L217 167H219V170L215 172L216 175H214L216 180L219 183L214 180L218 187L216 186L214 188V186L211 185V186H213L214 189H212L213 194L209 195L210 197L212 196L211 198L208 199V201L210 202V205L208 204V201H207V196H208L207 191L209 189H211V186L206 185V183H207L206 182V176H207L206 171L208 170V169L206 170V167H207L208 163L210 164V162L208 160ZM130 154H132L134 156L135 153H133V151H132V153H130ZM139 154H140V152H139ZM140 155H139V157H140ZM157 155H158V153H157ZM136 156H137V154H136ZM136 156H134V157H136ZM129 157H130V155H129ZM139 157L137 156L136 158H139ZM143 157H146L148 160L147 156L144 155ZM143 157H141V158H143ZM130 158H132V157H130ZM146 158L144 160L145 162L147 161ZM139 160H141V159L139 158ZM150 160H152V159H150ZM154 160H156V159H154ZM133 161H134V159H133ZM153 161H151V162H153ZM141 162L143 163V160ZM141 162L139 161V163H141ZM139 163H137L135 165L137 166ZM164 164H165V161H164ZM133 165H134V163H133ZM145 165H146V163H145ZM186 165H187V163H186ZM143 166H144V164H143ZM217 167H216V169H218ZM216 169H214V171ZM183 173H184V171H183ZM173 175H174V178L178 176V175L175 176V174H173ZM173 175L171 174V177ZM183 175L184 176H182V174H181L182 177H185V174H183ZM118 177H121V176H118ZM212 178H214V177H212ZM118 179H120V178H118ZM207 179H208V177H207ZM179 181H181V180H179ZM171 182H174V180ZM211 182H213V181H211ZM169 184H170V181H169ZM183 185L181 184L182 188H183ZM178 186L180 187V185H178ZM171 188H173V187H171ZM165 190H167V189H165ZM179 191L181 192V187H180ZM169 192L172 193V191H169ZM182 195H183V193H182ZM184 195H185V193H184ZM178 198H180V197L178 196ZM187 198H190V197L188 196ZM166 200L168 201V198L165 199V201ZM181 200L183 201L184 198ZM190 200H189V202H190ZM165 201H164V203H166ZM176 201H178V200L176 199ZM172 203H174V202H172ZM172 203H171V205H172ZM168 204H170V201L168 202ZM165 205H166V209H168V210H170L173 207L172 206L171 208H167V204H165ZM165 205H164V207H165ZM168 206H170V205H168ZM160 207L161 208H159L157 210L161 211L160 209H162V211H163L165 209L164 207H163L164 209L162 208V205ZM174 207L176 208L175 203H174ZM177 207L179 208V206H177ZM150 210H152V209H150ZM170 211L172 212V210H170ZM170 211H168L169 213H166V214H171V217H172L173 213H171ZM165 212H164V214H165ZM175 214L179 215L176 212H175ZM175 214H173V217ZM182 214H180V215H182ZM158 215H160V214H158ZM166 217H165V219H166ZM171 217L168 216V218H170V219H171ZM177 217L180 219L179 216H177ZM178 218H177V220H178ZM212 218L215 219V220L213 219L215 221V223L212 220ZM172 220H173V218H172ZM180 221L178 220V222H180ZM160 225H162V224H160ZM168 225H169V223H168ZM148 227H150V226H148ZM169 227H171V226H169ZM158 228L162 229V228H164V225L162 228H161V226ZM165 228H168V227H165ZM165 228H164V230H165ZM172 228H176V227H172ZM176 229H178V228H176ZM154 230H156V229H154ZM160 231H162V230H160ZM170 231H172V230L170 229ZM182 231H184V230H182ZM182 231L180 230V232H182ZM189 231H190V233H189ZM149 232H150V230H149ZM156 232H157V230H156ZM163 232L164 231H162L161 233H163ZM182 233H184V234L180 233V238L182 235L183 236L185 235V232H182ZM165 234H167V233H165ZM159 235H160V232H159ZM178 235L179 234H177V238H178ZM164 236H166V235H164ZM185 237H186V235L182 238H185ZM157 238H155V239H157ZM177 238L175 240L180 239V238H178V239ZM163 240H165V239H163ZM183 240L185 242V239H183ZM188 240H190V239H188ZM188 240H186V241H188ZM158 241H154V242H158ZM160 241H161V238H160ZM179 242H178V244H179ZM184 242L182 241V243H184ZM156 245H154V246H156ZM224 245H226L227 248H225ZM172 246L175 247V245H172ZM157 247H159V246H157ZM182 247H183V245H182ZM172 250H173V247H172ZM185 253L188 256V254L190 252L188 253L186 250ZM191 254H190V256H191ZM190 256L187 258L194 259V258H192V256L191 257ZM185 257H186V255H184V258ZM188 260H186L187 264L193 263V260H191L192 263H189ZM180 261L182 262L183 260L181 259ZM185 262H183V263L185 264ZM195 262H196V260L194 261V263ZM199 263L200 262H198V264ZM195 264H197V263H195Z\"/></svg>", "mask_w": 264, "mask_h": 264}]
</instances>
